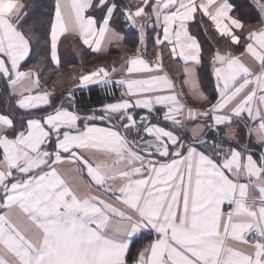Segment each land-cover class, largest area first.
<instances>
[{
  "label": "snow or ice",
  "instance_id": "obj_1",
  "mask_svg": "<svg viewBox=\"0 0 264 264\" xmlns=\"http://www.w3.org/2000/svg\"><path fill=\"white\" fill-rule=\"evenodd\" d=\"M0 264H264V0H0Z\"/></svg>",
  "mask_w": 264,
  "mask_h": 264
},
{
  "label": "trees",
  "instance_id": "obj_2",
  "mask_svg": "<svg viewBox=\"0 0 264 264\" xmlns=\"http://www.w3.org/2000/svg\"><path fill=\"white\" fill-rule=\"evenodd\" d=\"M128 43H132L131 39H128L126 44ZM68 59L71 61V63H65L63 65V72L66 73H70L73 71H79L81 67H83L84 69H91L90 65L87 64L88 63V59L91 56V59L94 57L90 54V52H85L84 54V59L83 61H81V59L79 57H76L74 54L70 53V46H69V52L67 53ZM99 64L100 63H105L104 61H101L102 58L99 57ZM95 90L92 92H85L84 93V99L87 100L89 102V107H91L93 104H95L96 102H98L100 99H102L104 97V93L96 87H93ZM61 91V90H60ZM60 91H57V94L60 93ZM77 97H80V90H77Z\"/></svg>",
  "mask_w": 264,
  "mask_h": 264
},
{
  "label": "crops",
  "instance_id": "obj_3",
  "mask_svg": "<svg viewBox=\"0 0 264 264\" xmlns=\"http://www.w3.org/2000/svg\"><path fill=\"white\" fill-rule=\"evenodd\" d=\"M128 39H126L125 43L127 42ZM127 45V48H117V47H111L109 49V54L108 55H100V56H95L91 59V56L90 58L88 59V63L90 65V67L92 68L94 65H97L99 64V57L102 58L101 61H104L105 63L111 65V62L113 60H118V53H121V52H126V54L128 55H131L132 54V51L128 50V49H131L133 48V45L132 43H128L126 44ZM151 48V46H149ZM92 56H94V54L90 53ZM151 58V57H149ZM68 85H65V87H67ZM95 87V86H93ZM57 91H60V89L58 88Z\"/></svg>",
  "mask_w": 264,
  "mask_h": 264
}]
</instances>
